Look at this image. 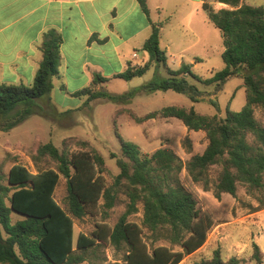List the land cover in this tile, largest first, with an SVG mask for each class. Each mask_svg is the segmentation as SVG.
Returning <instances> with one entry per match:
<instances>
[{"label":"trees","instance_id":"trees-1","mask_svg":"<svg viewBox=\"0 0 264 264\" xmlns=\"http://www.w3.org/2000/svg\"><path fill=\"white\" fill-rule=\"evenodd\" d=\"M217 1L233 9L216 11L206 1L202 5L210 21L221 31L224 45L222 56L226 67L211 78L202 79L183 63L178 70L169 68L168 78L151 81L122 95L95 89L107 81L95 75L93 86L74 96L87 97V102L108 98L126 103L141 91L171 90L193 102H201L206 96H219L229 79L241 76L246 88L245 106L240 111L228 108L224 118L178 105L166 106L143 117L130 113L138 124L157 118L178 119L189 131H204L207 147L186 163L169 147L144 154L137 144L120 134L117 119L123 113L116 114L113 122L122 157L111 155L120 169L112 184L105 177L104 156L88 140L71 137L63 142L62 150L52 142L41 144L33 157L35 164L50 160L55 168L33 173L21 164H14L6 176L7 184L0 182V264H83L90 260V251L96 254V249L103 245L125 250L124 264H180L205 245L215 225L211 216L200 211L196 197L183 184V170L208 190V171L220 165L214 184L217 198L223 194L236 196L239 185L250 194L264 195V124L255 116V107L264 111V8L241 5V0ZM137 2L150 15L147 0ZM160 28V24H153L142 48L149 54L148 61L141 66H129L115 78L131 81L144 76L153 64L167 63L160 48ZM62 41L55 30L45 34L43 60L31 86L0 84L2 131H11L32 114L41 113L36 102L49 98L53 90V78L59 74ZM190 76L201 84L215 86L214 92L208 95L191 84ZM188 144L191 148L189 139ZM72 145L76 148L70 149ZM61 177L66 180L65 208L55 198ZM0 179L4 178L0 176ZM120 192L128 202L118 222L111 227L102 220L96 223L90 236L80 233L75 240L74 221L101 212L105 218L117 205ZM139 203L144 206L142 225L129 220L138 213ZM144 229L150 234L151 245ZM160 240L170 246H156ZM175 246L181 250L175 251ZM254 248V258L263 264L259 246L255 244ZM198 264H239V260L232 258L225 262L217 250L212 259Z\"/></svg>","mask_w":264,"mask_h":264},{"label":"rangeland","instance_id":"rangeland-1","mask_svg":"<svg viewBox=\"0 0 264 264\" xmlns=\"http://www.w3.org/2000/svg\"><path fill=\"white\" fill-rule=\"evenodd\" d=\"M214 10L233 9L229 5L217 0H204ZM241 5L264 8V0H241ZM191 11V10H190ZM178 12L177 16H164L165 32H160V48L165 52L166 64H153L152 68L142 77L131 81L123 79L111 80L95 89L103 90L114 95H122L134 91L151 81L168 78V69L178 70L179 63L191 67L193 74L208 79L215 72L223 70L226 64L223 60V38L221 31L210 21L208 13L203 9L193 14L190 26H193L200 42L189 47L184 53L183 48L195 42L193 35L186 31L187 24L183 19L191 12ZM162 26V23H159ZM168 42L173 43L169 51L165 49ZM149 57L148 53H145ZM193 62V63H192ZM241 72V71H240ZM241 74V73H240ZM191 84H196L202 91L211 95L215 86H206L196 81L192 76L188 78ZM91 87V86H90ZM211 93V94H210ZM87 97H76L74 94L66 95L63 91H56L52 96V102L44 97L36 103L41 113L29 116L24 122L5 132L0 129V179L7 184L6 176L14 164H21L31 172L39 169L55 168L50 160H42L35 164L33 157L41 144L52 142L63 149V142L71 137L88 140L105 158L107 171L105 177L108 184H112L114 178L120 173L116 159L112 154L122 157L121 144L115 133L114 118L118 117L119 132L124 139L137 144L144 154H152L157 149L169 147L176 155L186 163L196 154H201L208 145L207 135L204 131H189L180 121L173 119H153L138 124L131 117V112L139 117L166 106L178 105L195 107L201 114L217 115L224 118L227 109L240 111L246 104V88L241 76L229 79L224 85V90L219 96H206L201 102H193L188 96L175 91H156L137 93L126 103L113 101L108 98H99L87 102ZM212 101L216 102L212 104ZM38 109V108H37ZM256 118L264 124V111L255 107ZM190 140V146L188 144ZM76 148L72 145L70 149ZM221 166L216 165L209 169L210 179L207 190L202 183H195L185 170L181 173L185 187L194 194L198 201V208L203 214L211 216L215 225L209 231L207 241L203 247L188 255L180 264H198L203 260L213 258L215 251L219 250L223 261L228 262L232 258L239 260V264H258L254 258V245L259 246L260 257L264 264V195L258 192L250 194L246 188L239 185L237 195L223 194L217 198L214 184L218 180ZM66 180L61 177L56 189L55 198L66 207ZM127 197L120 192L117 205L109 211L108 215H87L83 219L74 221V237L77 240L80 233L91 235L96 223L105 220L113 227L126 211ZM139 211L129 217L131 222L142 225L144 218V206L138 205ZM262 208L261 210H259ZM145 237L149 245V232L144 229ZM156 246H170L165 240H160ZM180 251V247H173ZM125 250H116L113 246L103 245L96 249V254L90 251V260L83 264H124Z\"/></svg>","mask_w":264,"mask_h":264},{"label":"crops","instance_id":"crops-1","mask_svg":"<svg viewBox=\"0 0 264 264\" xmlns=\"http://www.w3.org/2000/svg\"><path fill=\"white\" fill-rule=\"evenodd\" d=\"M147 4L150 15L137 0H0V84H33L43 60L44 37L51 30L63 39L51 102L56 91L72 96L93 86L95 75L107 79L106 84L129 66L147 62L142 48L153 24L162 23V44L165 15L174 19L178 12L191 10L183 20L195 42L181 53L200 42L190 23L204 0H147ZM172 48L168 42L165 49Z\"/></svg>","mask_w":264,"mask_h":264},{"label":"built area","instance_id":"built-area-1","mask_svg":"<svg viewBox=\"0 0 264 264\" xmlns=\"http://www.w3.org/2000/svg\"><path fill=\"white\" fill-rule=\"evenodd\" d=\"M134 57H137V54H134Z\"/></svg>","mask_w":264,"mask_h":264}]
</instances>
